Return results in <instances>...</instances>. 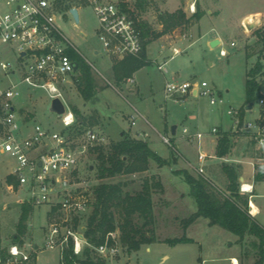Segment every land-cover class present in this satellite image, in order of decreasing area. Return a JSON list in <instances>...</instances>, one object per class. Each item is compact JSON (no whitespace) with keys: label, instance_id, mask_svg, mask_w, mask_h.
<instances>
[{"label":"rangeland","instance_id":"1","mask_svg":"<svg viewBox=\"0 0 264 264\" xmlns=\"http://www.w3.org/2000/svg\"><path fill=\"white\" fill-rule=\"evenodd\" d=\"M200 1L207 7V0ZM154 2L159 6L163 0ZM217 3L223 7L226 21L219 23V31L222 34L218 32V24L204 18L200 25L192 30L181 28L173 34L154 38L152 41L162 37L161 40L151 41L148 47V57L153 59V62L138 70L132 78L120 83L114 78L113 65L122 59L109 56L103 50L98 38L99 22L93 7L80 6L79 24L71 16H59L60 28L79 52L81 63L92 68L100 91L99 101L94 104L86 103L77 86L68 84L66 99L69 104L81 110L86 120L83 127H77L71 134L72 138L77 140L78 144L83 143L85 140L83 132L90 127L104 136V145L109 146L121 140L124 133H128L133 138L151 142L152 147L169 162L160 167L157 162L151 160L150 170L145 173L136 176L122 175L109 180L126 182L127 189L135 192L142 189L146 177H153L161 182L163 189L157 186L153 188L156 235L162 242L144 245L138 252L133 253H128L122 248L116 257H106L108 264H232V258L237 259L239 264H255L258 259L250 238L241 240L221 226H210L207 218L201 217L192 223L187 233L183 226V220L197 210V204L191 195L190 186L184 177L175 171L183 169L194 176H199L201 173L198 168L202 164L197 153V142L192 143L189 137H185L183 128L187 127L190 131L195 129L206 134L203 139L204 148L200 149L212 152L216 141V134L212 133V129L214 127L226 129L230 124L228 110L231 107L242 108L247 103V71L259 57L264 61V51H261V45L257 42L256 29L244 27V33L238 23L239 17L251 9L249 0H218ZM258 4L260 9L264 10V0ZM191 5L185 10L188 15L192 14ZM180 6L181 0H166L165 3L166 9L170 11ZM159 9L152 4L140 17L154 28L160 29ZM215 37H221L222 43L214 47L212 41ZM232 42L236 43V47H232ZM163 46L165 49L161 54ZM174 48L179 49L181 53L174 55ZM221 49H225L228 55L222 56ZM2 63H11L13 68H16L18 53L14 45L0 40V90L8 88L11 82L19 83L22 96L15 102L19 118L28 116L32 125L37 122L56 131L64 129L59 115L50 111L51 100L48 94L42 89H34L20 82V74L13 75L11 69L4 70ZM159 65H163V68L160 69ZM167 82L198 84L206 82L208 84L206 88L213 90V97L218 103L212 105L211 95L204 94L197 97L189 95L181 102L166 98ZM221 99L223 103L219 102ZM255 104L256 113L259 107L256 102ZM94 115L96 122L90 123L88 120ZM190 116H194L195 119H190ZM133 121H136V125L132 124ZM174 126H177V137H181V141L185 143L189 142L191 148L187 151L177 147L180 142L174 140L175 136L172 133ZM140 132H147L148 137L139 134ZM162 135L169 136L172 145L166 144L162 140ZM251 141L248 136L240 135L232 153L223 159H213L212 165L208 167L210 172L206 169L205 174L218 186H222L225 181L221 170L222 164L226 162L238 165L234 163V159H240L243 163L241 165L247 169L246 181L256 185L254 191L256 196L252 197V201L254 200L253 203L260 208L258 221L264 227V180L256 181L252 178V166L248 161L256 163L255 172H258L260 162L257 161L258 155L254 157V152L257 151L254 142L251 145ZM185 157L191 163H188ZM15 163L16 161L8 154H0L1 255L2 251H8L14 241L23 204L19 199L24 193L15 183L6 181ZM242 172L244 173V170ZM79 175L87 181L90 191L99 183L98 162L89 152L83 155ZM170 176L173 177V181L169 180ZM8 184H15L14 192L8 190ZM181 194H185V198H182ZM48 210L49 207L46 205L34 207L28 222V233L21 236L18 241L29 239L43 241V230L47 221L53 218L47 216ZM184 235L194 238L195 242L175 245L163 242L165 239ZM61 261L59 248L37 251L36 264H61Z\"/></svg>","mask_w":264,"mask_h":264},{"label":"built area","instance_id":"2","mask_svg":"<svg viewBox=\"0 0 264 264\" xmlns=\"http://www.w3.org/2000/svg\"><path fill=\"white\" fill-rule=\"evenodd\" d=\"M64 1L0 0V40L14 45L18 53L16 68L11 63H2V68L11 69L13 75L19 73L20 82L44 90L51 102L60 98L65 104V112L59 115L64 129L56 131L37 122L30 128L17 113L15 102L22 96L19 83L11 82L8 88L0 90V154H8L16 161L10 175L15 177L20 191L24 193L19 201L29 203L33 208L46 205L49 207L47 216L53 217L43 230L42 242L34 239L13 242L5 257L0 254V264H36L37 251L40 249L59 248L62 260L64 249L71 242L77 255H81L88 244L84 235L85 227L77 228L73 224L74 218L90 211L93 203V193L87 181L79 175V170L83 155L93 146L104 145L105 137L91 128L85 132L83 143L78 144L71 136L76 116L66 99V90L70 83L76 86L74 78L79 67L75 70L78 63L71 51L79 52L60 28L59 16L74 18L71 8L80 10L81 5H90L99 22L98 38L109 56L123 59L140 56L144 50L142 31L136 19L123 8L121 0ZM190 8L192 13L196 11L195 2ZM248 21L250 24L251 20ZM247 23H243L246 29ZM251 23H257L255 29L264 28V14ZM231 45L235 47L236 43L232 42ZM179 53L181 51L174 48V55ZM220 53L222 56L228 55L225 49H221ZM257 81V112L254 109L256 104L252 102L254 107L247 109L249 103L244 115L242 108L231 107L227 113L232 120V129L254 142L258 152L257 161L264 169V72ZM207 86L206 82H167L165 95L176 102L184 101L189 95H211L210 102L216 105L218 101L213 97L214 92ZM219 102L223 103V100ZM132 124L135 125V121ZM212 133L218 135L219 129L213 128ZM183 135L199 141L204 136L201 132L192 133L187 127L183 128ZM162 140L172 145L169 136L162 135ZM206 158L207 155L200 152L199 161L202 164L198 171L201 174H205L203 163ZM252 164L256 166V163ZM8 190L14 192L15 184H8ZM240 191L250 194L249 212L255 217L260 210L252 201L255 196L254 185L244 180ZM122 248L120 233L116 231L110 233L107 241L96 247V250L104 257H116ZM231 260L232 264H239L235 262L237 259Z\"/></svg>","mask_w":264,"mask_h":264},{"label":"trees","instance_id":"3","mask_svg":"<svg viewBox=\"0 0 264 264\" xmlns=\"http://www.w3.org/2000/svg\"><path fill=\"white\" fill-rule=\"evenodd\" d=\"M121 3L123 8L136 19L142 31L144 50L140 56H127L114 63L113 72L117 83L132 78L138 70L151 64V61L146 57L145 50L152 39L172 33L177 28H186L195 21H199L204 15L199 6L190 16L183 8L175 12H159L158 19L159 23L163 25V29L157 31L152 24L143 21L140 17L154 4V0H121ZM255 33L263 52L264 28H257ZM71 55L79 64V70L75 77L76 86L84 101L92 102L100 94L92 68L81 63L76 52L71 51ZM263 72L264 61L259 57L258 61L247 71V103L242 107L243 115L246 112V106L256 99V91L259 87L257 78ZM69 105L76 116L73 133L77 127H83L86 120L77 106ZM88 121L95 123L96 116H92ZM89 128L85 129L83 133ZM240 135L243 134L219 131L216 156L224 158L230 155ZM251 145H253V141H251ZM88 152L98 162L99 183L92 188L93 203L90 211L81 217L74 218L73 222L74 227L86 228L84 235L88 244L84 247L83 253L77 255L71 242L64 249L61 264H108L107 258L99 254L96 247L105 243L108 235L116 231L120 233L121 245L128 253L138 252L144 245L162 242L156 235L153 202V188L156 186L162 188L161 182L153 177H146L142 189L134 192L127 189L126 182L109 180L122 175L136 176L145 173L150 170L151 160L157 162L160 167L169 162L153 150L148 141L133 138L128 133H124L121 140L113 142L109 146L96 145L91 147ZM257 153L254 152V157L258 155ZM241 168V165L224 162L221 166L225 177L222 186H218L206 174L194 176L187 170H176L175 172L182 175L190 186L191 195L197 204L196 212L183 220V226L186 230L198 218L204 217L209 220L211 226H221L237 235L241 240L248 237L258 256L255 264H264V227L249 212L250 194L240 191ZM255 179L256 181L264 180L263 167L258 169ZM8 181L18 186L14 176H9ZM33 209L29 203L22 204L17 233L14 235L13 242H19L21 236L28 233V222ZM109 242L112 243V240L109 239ZM163 242L175 245L192 243L195 240L184 235L179 238L165 239ZM6 254L5 250L2 251L3 257Z\"/></svg>","mask_w":264,"mask_h":264},{"label":"crops","instance_id":"4","mask_svg":"<svg viewBox=\"0 0 264 264\" xmlns=\"http://www.w3.org/2000/svg\"><path fill=\"white\" fill-rule=\"evenodd\" d=\"M154 1H156V0H154ZM217 1L218 0H207V7L205 6H203V4H202V2L200 1V0H192V1H188V2H185L184 0H181V6L180 7H178L176 10H174V11H170V10H168V9H166V7H165V3H166V0H163V2H161V4H159V6H158V4L157 3H155L154 2V4L158 7V8H160L159 9V12H175V11H177L178 9H180V8H183V10L185 11V10H187L188 9V7H189V5H191L192 3H194L195 2V4H196V8L199 6L200 7V9L204 12V15L201 17V19L199 20V21H195L194 23H192V24H190L188 27H186V29H190V30H192L195 26H197V25H200V22L204 19V18H209V20H211V21H214L215 23H216V25L218 26V32H219V34H222V32L221 31H219V29H220V27H219V23H225L226 21H225V18H224V12H223V7L221 6V5H219L218 3H217ZM259 1H261V0H249V2H250V5H251V9L249 10V11H245L240 17H239V19H238V23H239V26H241V28L243 29V32L245 31L244 30V26H243V23L244 22H249L248 20H249V18H250V23L251 22H253L254 20H259L260 19V17L264 14V10H262V9H260V7H259V4H258V2ZM153 4V5H154ZM79 12H80V10H79ZM186 12V11H185ZM188 15V14H187ZM191 15V14H190ZM190 15H188V16H190ZM247 18H248V20H247ZM158 25L161 27L160 29H158V28H155L157 31H161L162 29H163V25L162 24H160V23H158ZM182 28V27H181ZM181 28H177V29H175L172 33H168V34H173L174 32H176V31H178L179 29H181ZM245 33V32H244ZM162 38V37H161ZM161 38H159V39H156V40H154V41H152V42H155V41H158V40H161ZM215 40H219L220 41V43L218 44V45H220L221 43H222V38L221 37H215L214 38ZM151 41H150V43L146 46V50H145V54H146V57L149 59V61H151V62H153V59H150L149 57H148V47H149V45L151 44ZM213 42V41H212ZM236 47V46H235ZM165 49V47L163 46V49H161V51H160V53L162 54V52H163V50ZM160 66H162V68H163V65H159V68H160ZM162 68H160V69H162ZM138 86V85H137ZM139 87V86H138ZM22 110V109H21ZM23 118V120L25 121V122H27V124L30 126V128H32V123H30V120H29V117L28 116H23L22 117ZM190 119H195V117L194 116H190ZM229 120H230V124L227 126V128L226 129H223V127H217L218 129H219V131H227V132H235L234 131V129H232L233 128V125H232V120H231V118L229 117ZM135 125H136V121H135ZM215 128V127H214ZM192 131V133H196V131L197 130H195V129H191ZM177 127H176V133L175 134H173L174 136H175V138H174V140H176V141H178V142H180V144L177 146L178 148H182V150L183 151H187V149H189V148H191L190 147V145L188 144L189 142H187V143H185L184 141H181V137H177ZM198 132V131H197ZM172 133H173V130H172ZM139 134H141V135H145V136H147L148 137V133L147 132H140ZM209 136H210V134H208ZM205 136H206V134H204V136L202 137V139L199 141V140H197V139H194V140H191L192 141V143H196L197 142V145H198V147H197V153H198V156H199V154H200V152L201 153H203V154H206L207 155V158H206V160H205V162H204V167H205V170L207 169L208 170V172H210L209 171V169H208V167L210 166V165H212L211 163H212V161H213V159H216V158H218L217 156H216V148H217V140H218V135H216V141H215V149H213V151L212 152H210V151H208V152H205V151H202V149H200V148H204V142H203V139L205 138ZM183 137V136H182ZM239 139V138H238ZM144 140H146V139H144ZM147 141V140H146ZM203 142V143H202ZM151 142H149V144H150ZM211 143V142H210ZM201 145H202V147H201ZM150 146H151V148L153 149V150H155L153 147H152V145L150 144ZM156 151V150H155ZM157 152V151H156ZM158 153V152H157ZM159 154V153H158ZM162 156V155H161ZM162 157H165V156H162ZM190 157V156H189ZM221 159H223V158H221ZM185 160L188 162V163H191L190 162V160L187 158V157H185ZM250 164H251V166H252V178H254L255 179V177H256V174H257V172H255V167L253 166V161H248ZM201 163V162H200ZM234 163H237L238 165H241V164H243L242 163V161L240 160V159H234ZM241 169H242V171L244 170V173L242 172V176H241V178H240V181H241V179L243 178L245 181H246V167L244 166V165H241ZM9 176H12V175H10V173L8 174V176H7V178H6V181L8 182V177ZM169 180L170 181H173V177L172 176H170L169 177ZM256 180V179H255ZM249 183H251V184H253L254 185V187H255V190H256V185H255V183H253V182H249ZM182 198H185V194H181L180 195ZM256 196V195H255ZM254 198V197H253ZM172 199V198H171ZM172 200H174V199H172ZM254 201V200H253ZM255 202V201H254ZM174 205V204H173ZM255 205L259 208V206L255 203ZM259 210H260V208H259ZM194 212H196V211H194ZM193 212V213H194ZM261 214V211L256 215V218H257V220H258V216ZM201 218V217H200ZM200 218H198L196 221H198ZM195 221V222H196ZM194 222V223H195ZM193 223V224H194ZM209 223V222H208ZM193 224H191L187 229H186V233H187V230L193 225ZM210 225V224H209ZM211 226V225H210ZM189 237V236H188Z\"/></svg>","mask_w":264,"mask_h":264},{"label":"water","instance_id":"5","mask_svg":"<svg viewBox=\"0 0 264 264\" xmlns=\"http://www.w3.org/2000/svg\"><path fill=\"white\" fill-rule=\"evenodd\" d=\"M71 14L73 15L75 21L79 24L80 23V13H79V10L78 8L76 7H73L71 8L70 10ZM247 27L250 29V30H253L257 27V24L255 23H247ZM220 43L219 40H214L212 42V46H217L218 44ZM24 55V53L22 54ZM79 67L78 64L75 65V70H77ZM100 98L97 97L96 100H93L92 101V104H94L96 101H99ZM254 107V104L253 103H250L248 106H247V109H252ZM50 111L57 114V115H62L64 112H65V104L64 102L60 99V98H55L52 102H51V105H50ZM176 127L177 126H174L173 127V134L176 133ZM244 179L242 178L241 179V182H243ZM86 228H84L85 230Z\"/></svg>","mask_w":264,"mask_h":264},{"label":"bare ground","instance_id":"6","mask_svg":"<svg viewBox=\"0 0 264 264\" xmlns=\"http://www.w3.org/2000/svg\"><path fill=\"white\" fill-rule=\"evenodd\" d=\"M250 19V18H249ZM247 20H248V18H247ZM255 205V204H254ZM255 208H256V206H255ZM235 262H238V261H235Z\"/></svg>","mask_w":264,"mask_h":264}]
</instances>
